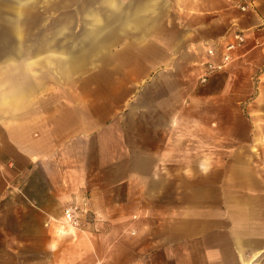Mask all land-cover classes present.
<instances>
[{
    "label": "crops",
    "instance_id": "crops-1",
    "mask_svg": "<svg viewBox=\"0 0 264 264\" xmlns=\"http://www.w3.org/2000/svg\"><path fill=\"white\" fill-rule=\"evenodd\" d=\"M106 5L0 68V264H264V0Z\"/></svg>",
    "mask_w": 264,
    "mask_h": 264
},
{
    "label": "rangeland",
    "instance_id": "rangeland-1",
    "mask_svg": "<svg viewBox=\"0 0 264 264\" xmlns=\"http://www.w3.org/2000/svg\"><path fill=\"white\" fill-rule=\"evenodd\" d=\"M114 1L116 2L117 0ZM110 2L111 0H0V68L13 63L14 59L9 57L15 56L18 52L21 54H41L47 50L66 49L68 47L67 44L55 41L50 43V38L61 36L63 30L66 33L78 34L81 28L80 21L93 17L91 12L87 13L86 8L94 4L97 7L100 5L106 7V3ZM63 15L71 16V25L58 27L56 22L57 20H62ZM82 33L84 34V32ZM109 46L110 44H107L104 49L107 50ZM28 61L38 64L43 59L39 56V58ZM99 61L105 72V68L111 64L109 56L103 54ZM40 72L44 71L36 70L34 73H37L36 75L39 77L42 75ZM54 76L56 78H53V75L50 76V100L58 102L62 100L64 90L62 88V79L56 74ZM68 82H70L72 87L74 82ZM64 89L67 88L65 87ZM45 90L44 92L47 95L48 92ZM91 93L88 90L87 94L90 95ZM106 93V91H103L104 96ZM46 95L44 93L43 96L46 97ZM106 101L111 102L110 98ZM39 109H42V107H39ZM110 109L109 106L104 105L101 113L103 115L108 114ZM122 113H125V111ZM75 234L69 236L74 237Z\"/></svg>",
    "mask_w": 264,
    "mask_h": 264
},
{
    "label": "built area",
    "instance_id": "built-area-1",
    "mask_svg": "<svg viewBox=\"0 0 264 264\" xmlns=\"http://www.w3.org/2000/svg\"><path fill=\"white\" fill-rule=\"evenodd\" d=\"M242 42V37L237 34L235 36V43L229 44L226 48V51H232L235 50L239 43ZM207 54L211 57L214 56L213 50H208ZM230 61V56L228 54H225L222 57V60L219 64H213V63H207L206 64V71L203 73V75L200 77V81L202 83H205L207 78L214 72H217L221 70L227 63ZM85 212L84 208H82V205L78 203H72L68 205L63 212V217L61 220H48L46 222V226H49L51 222H57L61 227H67L73 230H78L80 228V216L81 214Z\"/></svg>",
    "mask_w": 264,
    "mask_h": 264
},
{
    "label": "water",
    "instance_id": "water-1",
    "mask_svg": "<svg viewBox=\"0 0 264 264\" xmlns=\"http://www.w3.org/2000/svg\"><path fill=\"white\" fill-rule=\"evenodd\" d=\"M98 46L96 43H89L87 44V49H95Z\"/></svg>",
    "mask_w": 264,
    "mask_h": 264
}]
</instances>
